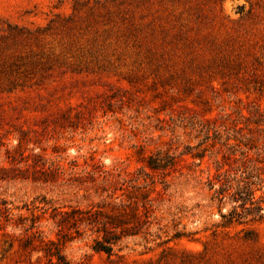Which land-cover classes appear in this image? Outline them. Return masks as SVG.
Listing matches in <instances>:
<instances>
[{"label":"rangeland","instance_id":"1","mask_svg":"<svg viewBox=\"0 0 264 264\" xmlns=\"http://www.w3.org/2000/svg\"><path fill=\"white\" fill-rule=\"evenodd\" d=\"M252 141L264 144V0H0V199L26 225L41 215L35 245L67 239L70 264H264V220L223 226L236 204L209 186ZM135 175L153 210L114 253L50 218L107 207L111 181ZM33 231L0 230V264H49L23 247Z\"/></svg>","mask_w":264,"mask_h":264},{"label":"trees","instance_id":"2","mask_svg":"<svg viewBox=\"0 0 264 264\" xmlns=\"http://www.w3.org/2000/svg\"><path fill=\"white\" fill-rule=\"evenodd\" d=\"M238 147L233 148V156L223 155L224 162L217 168L213 178L209 179L210 188L215 189L214 198L219 202L236 204L228 212H221L225 227H230L234 223L248 224L264 220V144L252 141ZM193 156L203 158L201 154ZM162 160L159 157H151L148 167L153 170L166 168L168 164H163ZM140 178V175L126 178L120 185L116 180L111 181L112 193L109 194L111 200L106 204L107 207L100 204L86 208L72 206L69 209L53 206L50 218L61 229L69 231L79 232L81 226L90 227L99 234L94 239L93 248L112 254L125 237L143 233L153 210L151 187H148L146 180L140 182ZM104 179L108 181L111 177L104 176ZM118 191L121 193H117ZM16 208L19 207H13L7 199H0V230L11 222L15 227H25L26 232L36 229L37 231L26 236L23 247L30 248V252H43L49 264H70L62 252V244L67 239H49L43 246L35 245L33 238L35 232L40 231L38 221L41 215L33 214L32 223L26 225L28 216L19 214L15 218ZM10 246L13 247L14 242L10 243Z\"/></svg>","mask_w":264,"mask_h":264}]
</instances>
